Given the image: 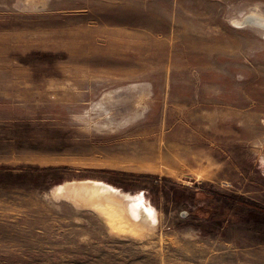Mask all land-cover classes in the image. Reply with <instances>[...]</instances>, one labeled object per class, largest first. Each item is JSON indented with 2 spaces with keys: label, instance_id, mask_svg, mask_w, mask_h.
<instances>
[{
  "label": "rangeland",
  "instance_id": "obj_1",
  "mask_svg": "<svg viewBox=\"0 0 264 264\" xmlns=\"http://www.w3.org/2000/svg\"><path fill=\"white\" fill-rule=\"evenodd\" d=\"M261 17L264 0H0V264H264V219L204 221L192 200L264 207V28L235 24Z\"/></svg>",
  "mask_w": 264,
  "mask_h": 264
},
{
  "label": "trees",
  "instance_id": "obj_2",
  "mask_svg": "<svg viewBox=\"0 0 264 264\" xmlns=\"http://www.w3.org/2000/svg\"><path fill=\"white\" fill-rule=\"evenodd\" d=\"M29 170L35 171V168H29ZM198 193L202 194L203 199L207 202V207H205L204 211L206 214L202 218L204 221L210 220L215 215L219 216L227 213L231 215V218L236 217L240 221L264 219V207L242 196L214 189H202V191H194L192 200L198 199L196 197L199 195Z\"/></svg>",
  "mask_w": 264,
  "mask_h": 264
},
{
  "label": "bare ground",
  "instance_id": "obj_3",
  "mask_svg": "<svg viewBox=\"0 0 264 264\" xmlns=\"http://www.w3.org/2000/svg\"><path fill=\"white\" fill-rule=\"evenodd\" d=\"M261 18H260L261 23L259 24V26L264 28V18H262V19ZM250 19L243 20L242 22L237 21V23L235 22V24L239 26L240 24L242 25L243 23L245 24L247 22L252 23ZM76 189L79 192V188H74V193H75ZM81 191L85 195H89L91 198L107 199L108 200L109 198H102V197H105L107 195H114L115 189L112 186L107 185V184L102 183V182H99V181H89V185L84 187V189ZM57 193L59 196L63 195L64 187L63 186L58 187ZM125 205H127V204H125ZM127 207H128L127 213L132 217V219L137 220L140 225L145 226V225H149V224L154 222L155 215H154L153 209L150 207H147L143 203L142 199L138 198V199L132 200V202L128 203Z\"/></svg>",
  "mask_w": 264,
  "mask_h": 264
},
{
  "label": "water",
  "instance_id": "obj_4",
  "mask_svg": "<svg viewBox=\"0 0 264 264\" xmlns=\"http://www.w3.org/2000/svg\"><path fill=\"white\" fill-rule=\"evenodd\" d=\"M251 22L254 24V25H257V26H259V24L261 23L260 21H256V20H252L251 19ZM262 25V24H261Z\"/></svg>",
  "mask_w": 264,
  "mask_h": 264
}]
</instances>
